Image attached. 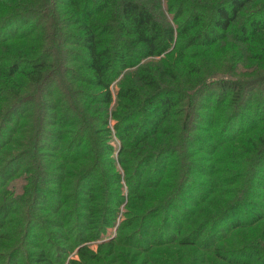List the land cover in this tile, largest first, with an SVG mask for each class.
Wrapping results in <instances>:
<instances>
[{
  "label": "trees",
  "instance_id": "trees-1",
  "mask_svg": "<svg viewBox=\"0 0 264 264\" xmlns=\"http://www.w3.org/2000/svg\"><path fill=\"white\" fill-rule=\"evenodd\" d=\"M206 2L209 7L203 1L198 9L186 0H169L171 30L136 0H0V48L9 52L0 55V155L7 154L6 145L19 133L10 126L35 113L41 118L46 110L53 115L32 148L21 145L19 156L0 157V190L17 169L37 174L43 186L67 181L66 194L53 191L57 203L40 185L29 194L31 202H0V240L8 226L14 227L0 243L1 264H64L67 251L37 220L38 204L51 210L60 204L68 222L90 227L91 240L106 232L113 206L122 201L104 175L106 167H113L112 147L95 144L98 135L104 140L111 135L110 119L123 151L137 153L127 174L133 201H143L141 189L155 190L156 199L167 196L123 222L121 230L127 232L120 241L138 254L128 264L141 259L146 264H264V0ZM220 45L223 54L216 55L212 48ZM230 47L235 52L227 55ZM188 51L193 55L186 69ZM230 56L232 62L251 61L256 76L209 84L211 69L228 63ZM157 58L167 63L165 73L149 63ZM131 70H137L134 82L113 92V84L126 80ZM183 72L185 84L179 78ZM26 89L33 95L22 98ZM113 98L117 109L110 118L99 116L94 106L104 109ZM199 103L209 114L192 116ZM179 107L182 122H176ZM88 121L97 123L95 130ZM193 122L207 126V138L188 133L190 125L191 131L199 127ZM42 147L60 165L53 160L51 167ZM192 150L210 164L192 158ZM75 165L79 172L67 169ZM103 200L112 207L95 210ZM23 209L24 220L8 219ZM28 238L36 242L25 253ZM78 238L79 245L85 242L84 236ZM112 245L101 243L98 253ZM77 255L80 260L69 264L99 261L85 246Z\"/></svg>",
  "mask_w": 264,
  "mask_h": 264
},
{
  "label": "rangeland",
  "instance_id": "rangeland-1",
  "mask_svg": "<svg viewBox=\"0 0 264 264\" xmlns=\"http://www.w3.org/2000/svg\"><path fill=\"white\" fill-rule=\"evenodd\" d=\"M140 5H142L143 7H145L146 9H148L152 15L160 22V24L164 27V29H171L173 30L175 28V21L172 19L173 18V14L169 11V0H136ZM189 3H192V5L195 8L198 9H203L202 4L203 1L206 4V7H209L210 4H207L206 0H186ZM29 6L30 7H34V1H30L29 2ZM204 7V8H206ZM229 41L224 42V44H228ZM8 51L5 49V47H1L0 48V55H3L5 53H7ZM212 52L215 53L216 55L219 54H223V48L220 45L219 47L216 48H212ZM234 48L230 47L227 50V55H232L234 54ZM9 53V52H8ZM191 51H188L186 53L187 57L185 58V68H187V66L190 64L191 61V55L190 54ZM232 53V54H231ZM11 54V53H10ZM16 56V55H14ZM190 57V59H189ZM232 57L230 56V60L228 61V63H224L221 66L215 67L216 69H211V73L208 76H211L209 79V84L211 82H214V80H228V79H238V80H249L247 78H250L249 75L251 76V79L254 78L256 76V72H254L256 69H253V66L251 61H234L232 62ZM144 63V62H143ZM150 64H152V66H156V68H158L159 72L161 73H165L166 69L165 66H167V63L165 62L164 59H154L149 61ZM70 63H67V65ZM70 68L73 67V69H77L78 67L73 64V65H68ZM137 71V70H136ZM135 70H131L128 71V76L126 80H123V77L121 78V80L115 82V84H113L112 91L115 92L120 85H128L131 82H134V75L136 73ZM187 73L183 72L180 75V81H182L183 84H185V79L187 78ZM246 75V77H244ZM20 79V78H19ZM17 79V80H19ZM122 81V82H121ZM208 84V85H209ZM89 89V88H87ZM35 94V93H34ZM24 96L23 97H28L29 95H33V90L32 89H26L24 91ZM46 102H49V99L45 100ZM117 102L116 99L113 98V103L110 106H104L102 108L98 107V106H94V108H98L100 113L99 116H101V113H106L107 117L111 116V114L113 113V111H115L117 109ZM201 104L199 103V105H197L196 107H194V112L192 113V116H195V114H199V115H207L209 114L207 109H204L203 107L200 106ZM89 108H93L90 106H87ZM48 112L47 115L43 116L40 118V115L38 113L32 114L30 115V118L28 120H20L21 122L19 123V125L14 128L12 126H10L9 128L11 130L18 129L19 133L13 135L12 140H10V142H12L11 144H9L8 146L6 145V150H7V154H1L0 157L3 156H8V154L10 155L11 152H13L11 154V156H19L21 153V150L23 147H21V145H24V147H31L32 144H34L37 135L39 134L38 131H40L42 128H46V130L48 129L47 123L49 121H51V111L46 110ZM175 112H179L180 116H176V122H178L179 120H181L182 122V118L181 116L182 114V108L179 107ZM38 115V116H37ZM195 119H192L191 121H194ZM53 121V120H52ZM24 122V123H23ZM25 122H27V124H25ZM89 122V121H88ZM97 123H91L89 122V128L92 127L94 129V125ZM99 127L101 129H103L104 127H101L100 123ZM115 124V121L113 119H110L108 121V124L106 126V129L108 130V139L106 138L105 140L98 135V139L95 138V144H97V148H101L103 147V144L105 142H107V144H109L112 147V152L109 155L110 160L112 161V166L113 167H106L104 169V175L105 178L108 176L109 178H111V182H112V187L116 188V192L120 195V197L122 198L121 204L117 207L113 206V208L116 210L114 211V216L112 218V223L111 225L106 229V232L101 234L100 237L97 240H91L88 236L89 234V230L90 227L85 226V228H83L78 222H73L70 223L67 221L66 219V213H64L65 211L63 210V208L59 206L57 207V209H46L44 206H41L38 204L37 210H35V216H37V220L41 221V223H43L44 227L47 229L46 230V234H51L53 235L52 238L54 240V244H56L57 246L63 247L67 252L66 255L64 257V264H69L70 261L73 260H80L79 256L77 255V251L79 250V247L85 246L88 251L98 255L99 261H92V264H128V260L129 262L131 261L132 256H137L138 254L136 253V251L133 250V247H131L130 245L125 244V241L120 238L122 236V234H124L127 231L121 230V228L123 227V222H125L127 220V218H133V214L134 216H139L141 213L138 209H142V210H147L153 206H155V202L156 200H163L164 198H167V196H161V198H158L157 196L154 195V193L156 192L155 190L152 189H147L146 191H144V189H141V193L144 194L145 198L143 199V201L138 200L135 197V200L133 201V193L132 191V187L128 185L127 183V174H128V169L130 166H132V162L133 160L137 159L138 157L135 156V154H133V149H128L127 151H123L124 147L120 141L119 138H117L115 131L113 130V126ZM193 124H197L199 127H195L198 128L196 131H191V125L189 127V134L194 133L195 135H198V137L205 139L207 138L208 134V128L205 125H201L199 123L193 122ZM95 130V129H94ZM14 131V130H13ZM106 136V135H105ZM25 138L27 139V141L25 140ZM26 141V143H25ZM11 146H15V147H11ZM32 148V147H31ZM46 149L41 150V154L46 158L45 160L47 161V163L49 165L53 164V160H54V156H52L50 153L47 152V147H45ZM13 150V151H12ZM192 154H194V156L192 158H195L196 156H199V162L202 163V165L207 166L208 164H210V162L206 159H204V157H206L204 154H201L199 152L193 151L191 152ZM4 157V159H5ZM201 157L203 158V162L200 161ZM3 159V160H4ZM55 163L57 165L59 162L57 160H54ZM42 164V162L39 160V166ZM54 164V165H56ZM78 167V168H77ZM1 168V167H0ZM67 169L69 171H72L73 169H75V172H79L80 168L79 165H75L73 167H67ZM19 169L16 170V173L14 174V176L12 178H10L4 185L3 187H1L0 190V199L2 197V199L0 200V202H24L25 201H30L31 202V198H28L29 194L33 192H37V187L40 185L44 188H48V190H50V192L53 193V191L61 194L64 193L66 194V182L67 181H63V184L60 185H46L43 186L44 183L42 179H38V177H36L37 174L34 175L33 172H26L23 171V169ZM33 170V169H31ZM111 175L115 176L116 180L118 181V184L115 185L116 180H114L112 177H110ZM195 178L199 179V177L194 176ZM71 181L75 180V178H71ZM63 187V188H61ZM131 190V191H130ZM67 194H69V191H67ZM3 195V196H2ZM70 195V194H69ZM120 197H116V199L118 200ZM152 198V199H151ZM52 199L57 203V198L55 193L52 194ZM154 199V200H153ZM29 202V206L30 203ZM114 201H112V204ZM33 203H35L33 201ZM100 203V206L98 205ZM99 203H96L97 207L95 210H99V208H101L102 210H107L108 207L110 206L112 207V205H107V202L105 200L100 201ZM133 203H134V207H133ZM37 205V203H36ZM91 205V203H90ZM95 205V206H96ZM28 206V207H29ZM85 206H87V202L85 204ZM25 210L23 209L19 214H14V215H10V218L14 217V220L12 222H19L24 220L23 218L26 217L25 214ZM103 215L104 212L101 213H97L96 216V222L100 221L101 217H97L100 215ZM8 222V221H7ZM24 225H22L21 230H23ZM260 229V227H259ZM264 229V226L261 228V230ZM12 231H14V227L12 225L8 226L7 229L4 230V232L2 233V239L0 240L1 242L5 241V236L6 234H11ZM39 233V232H37ZM35 232L34 237L38 238V234ZM82 235L85 237V242L82 243L81 245H79V238L78 236ZM56 236V237H54ZM241 237H245L244 235H240ZM254 237V236H253ZM257 237V236H255ZM108 241H112L113 245L111 247H107L104 248L102 250L101 253H98V248L99 245L101 243L104 242H108ZM35 239L33 238H28L26 244L23 245L22 247V252L24 251L25 253H28L31 251L32 244L34 245ZM234 243V242H233ZM128 246V247H127ZM69 247H71V249H69ZM69 249V250H68ZM186 249H190V248H182L180 250H186ZM1 252H4L3 249H0ZM180 252V251H179ZM177 251V254L179 253ZM176 254V257L178 256ZM109 255V257L107 256ZM100 256H102L103 261L101 260ZM142 256V255H141ZM195 257L197 259L200 258V254H196ZM194 260H191V262ZM180 262H187L183 259H180ZM2 263V262H1ZM0 263V264H1ZM147 262L144 259H141V263L140 264H146ZM182 264V263H181ZM216 264H220L219 261H217Z\"/></svg>",
  "mask_w": 264,
  "mask_h": 264
}]
</instances>
